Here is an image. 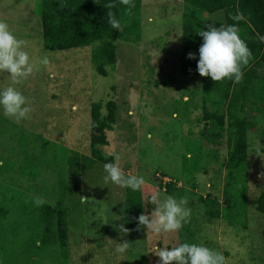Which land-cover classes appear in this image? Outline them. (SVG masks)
Instances as JSON below:
<instances>
[{"label": "rangeland", "instance_id": "374dc122", "mask_svg": "<svg viewBox=\"0 0 264 264\" xmlns=\"http://www.w3.org/2000/svg\"><path fill=\"white\" fill-rule=\"evenodd\" d=\"M36 2L0 0V21L23 41L34 65L26 79L12 85L26 98V117L17 121L0 108V264H150L159 260L155 251L183 242L222 253L226 264H264V213L257 210L264 194V147L255 154L256 141L264 145V127L247 132L246 170L240 179L231 178L234 185L228 188L240 207L228 221L226 137L218 145L200 137L205 124L197 122L202 117L200 78L179 70L183 0H142L141 38L115 42L117 62L105 77L91 63L97 43L44 48ZM10 84L9 74L0 72V89ZM107 99L116 102L117 119L105 152L119 155L125 175L144 177L146 214L154 207L148 202L153 192L171 195L165 191L169 179L183 187L180 198L187 199L191 217L180 229L157 234L143 226L140 232L121 233L125 187L104 180V164L84 169L78 179L69 177L68 158L74 152L89 154L91 104ZM195 139L211 151L201 155L205 171L186 172L183 161L193 155L188 146ZM62 182L75 192L64 262L57 244L40 247L36 220L40 203L55 205L62 196ZM208 208L218 216L207 217ZM117 246L125 251L117 252Z\"/></svg>", "mask_w": 264, "mask_h": 264}, {"label": "trees", "instance_id": "16d2710c", "mask_svg": "<svg viewBox=\"0 0 264 264\" xmlns=\"http://www.w3.org/2000/svg\"><path fill=\"white\" fill-rule=\"evenodd\" d=\"M183 7L179 70L182 74L200 78L202 117L197 122L205 121L200 137L211 145H218L226 137L228 150L223 187L224 213L228 221H231L240 205L235 194L228 191L234 185L229 181L231 178L240 179L246 170L249 147L247 132L256 126L264 127V73L261 72L264 68V0H183ZM141 8L142 0H130L129 4L122 3V0L36 2L44 48L57 51L97 43L91 55V63L96 74L104 77L108 75V69L115 67L117 62L115 42L118 39L140 40ZM238 13L244 19L237 22L232 17ZM110 17L119 21L118 28H113L108 23ZM232 24L238 25L240 37L251 52L248 64L242 68L241 80L238 83L231 79L213 81L210 77L201 76L197 71L198 49L202 43L199 32L206 27ZM189 52L195 53L196 58H188ZM114 88L112 85V89ZM189 101L188 97L187 102ZM116 119L117 104L114 100H100L91 104L89 154L74 152L68 158V175L71 179H78L84 169H90L97 163L105 164L113 160V156L107 154L104 148L109 143L108 133L113 130ZM188 147L189 151L197 154L187 156L189 160L183 161L184 170L205 171V167L201 166V155L211 149H206L198 139L191 140ZM216 151L215 149L214 152ZM208 156L205 152L204 157ZM213 159L215 160L214 157ZM187 161L190 162L188 168ZM162 177L167 176L162 174ZM170 181L165 184L166 193L180 198L183 187ZM191 186L196 187V184L192 183ZM68 187L69 182H62V196L56 200L55 205L40 203L36 215L41 228L40 247L57 244L63 262L69 253L70 207L75 205V197H71L75 192L70 193ZM124 189L123 225L129 229V233L135 230L140 232L143 226H137V217L141 213H147L142 189ZM203 201L207 204V200ZM258 202L257 210L264 213V194ZM205 214L209 218L218 216L210 208ZM139 258L144 259L145 256L140 255ZM140 264L146 263L141 261ZM150 264H158V261Z\"/></svg>", "mask_w": 264, "mask_h": 264}, {"label": "clouds", "instance_id": "9594fccd", "mask_svg": "<svg viewBox=\"0 0 264 264\" xmlns=\"http://www.w3.org/2000/svg\"><path fill=\"white\" fill-rule=\"evenodd\" d=\"M129 2L130 0H122L124 4ZM232 19L238 22L244 17L238 13ZM108 23L113 28L119 27V21L115 18L110 17ZM199 35L202 43L198 49V73L213 81L231 79L238 83L243 75L242 68L248 64L251 56L246 43L240 37L238 25L206 27ZM22 44L23 41L14 35L9 26L0 21V72H7L12 81L8 87L0 89V108L5 116L17 121L25 118L30 109L26 106L25 96L12 85L26 79L34 70L29 54L23 50ZM187 55L190 59L196 58L195 53L189 52ZM42 63L46 64L47 59ZM256 144L255 154L260 155L264 145L259 144L258 140ZM109 155L113 156V160L103 165L104 180L133 191L141 190L145 184L144 177L125 175L118 163L119 155ZM163 178L168 179L162 177V180ZM148 202L154 206L151 213H141L137 217V226H146L147 231L157 234L176 231L190 220L191 209L187 207L186 198L178 199L173 195L162 197L159 192H153ZM118 228L121 233L129 231L123 224ZM116 251L122 253L125 249L117 246ZM154 253L159 257L158 264H226L222 253L202 243L183 242L171 248H160Z\"/></svg>", "mask_w": 264, "mask_h": 264}, {"label": "built area", "instance_id": "2783aa9c", "mask_svg": "<svg viewBox=\"0 0 264 264\" xmlns=\"http://www.w3.org/2000/svg\"><path fill=\"white\" fill-rule=\"evenodd\" d=\"M167 178H164V182L166 181ZM169 181V180H168Z\"/></svg>", "mask_w": 264, "mask_h": 264}]
</instances>
